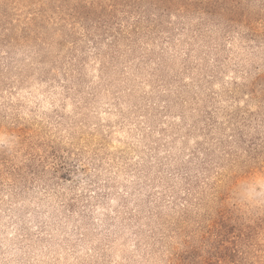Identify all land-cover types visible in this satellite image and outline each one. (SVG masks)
Wrapping results in <instances>:
<instances>
[{"label":"rangeland","instance_id":"rangeland-1","mask_svg":"<svg viewBox=\"0 0 264 264\" xmlns=\"http://www.w3.org/2000/svg\"><path fill=\"white\" fill-rule=\"evenodd\" d=\"M0 128V264H264V0H0Z\"/></svg>","mask_w":264,"mask_h":264},{"label":"clouds","instance_id":"clouds-1","mask_svg":"<svg viewBox=\"0 0 264 264\" xmlns=\"http://www.w3.org/2000/svg\"><path fill=\"white\" fill-rule=\"evenodd\" d=\"M16 139L7 130L0 128V149L12 148L15 146ZM250 181V183H249ZM248 183L249 188L259 187L264 189V172L255 171L249 178L248 181H241V184ZM264 207V203L261 204Z\"/></svg>","mask_w":264,"mask_h":264}]
</instances>
